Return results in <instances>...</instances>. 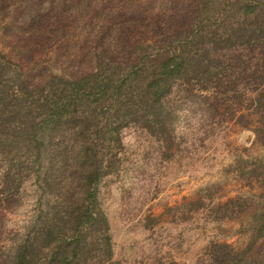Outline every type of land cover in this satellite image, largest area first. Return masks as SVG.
<instances>
[{
	"label": "trees",
	"instance_id": "obj_1",
	"mask_svg": "<svg viewBox=\"0 0 264 264\" xmlns=\"http://www.w3.org/2000/svg\"><path fill=\"white\" fill-rule=\"evenodd\" d=\"M184 105L205 131L227 121L254 124L264 148V0H193L182 24L161 39L137 42L124 62L98 56L94 71L73 79L50 74L28 86L0 54L1 193L13 198L34 177L52 196L12 234L0 264H119L99 184L118 173L128 126L170 156ZM236 172L260 191L209 208L194 202L213 222L240 220L249 241L241 250L211 241L201 264H264V155L242 159Z\"/></svg>",
	"mask_w": 264,
	"mask_h": 264
},
{
	"label": "rangeland",
	"instance_id": "obj_2",
	"mask_svg": "<svg viewBox=\"0 0 264 264\" xmlns=\"http://www.w3.org/2000/svg\"><path fill=\"white\" fill-rule=\"evenodd\" d=\"M192 5L193 0H0V54L19 67L28 86L43 84L50 74L73 79L94 71L98 56L124 62L137 42L161 39L182 24ZM204 124L193 106L184 105L170 156L136 126L122 131L120 169L99 184L119 264H201L211 241L239 250L248 243L240 220L213 222L194 201L200 198L208 207L258 193V184L242 181L236 171L242 159L262 156L264 148L254 124L242 128L227 121L209 131ZM6 165L0 156V256L38 205L52 200L34 177L5 198ZM203 188L210 189L200 193Z\"/></svg>",
	"mask_w": 264,
	"mask_h": 264
}]
</instances>
